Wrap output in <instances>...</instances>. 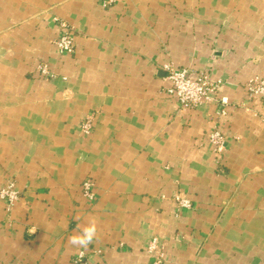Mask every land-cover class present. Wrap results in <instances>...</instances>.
<instances>
[{
    "label": "crops",
    "instance_id": "1",
    "mask_svg": "<svg viewBox=\"0 0 264 264\" xmlns=\"http://www.w3.org/2000/svg\"><path fill=\"white\" fill-rule=\"evenodd\" d=\"M106 1L0 0V187L18 192L0 197V264H152V238L161 264H264V94L245 88L264 80V0ZM167 63L219 80L226 114L179 108Z\"/></svg>",
    "mask_w": 264,
    "mask_h": 264
},
{
    "label": "built area",
    "instance_id": "2",
    "mask_svg": "<svg viewBox=\"0 0 264 264\" xmlns=\"http://www.w3.org/2000/svg\"><path fill=\"white\" fill-rule=\"evenodd\" d=\"M113 0H107L110 3ZM58 28V34L55 38V45L58 53H71L74 48V38L71 27L61 19H55ZM36 71L43 77H54L46 62H38L35 66ZM164 78L168 81V86L165 88V93L175 99L179 108L186 109L197 105H201L209 100H215L219 105V113L226 114V107L229 102L225 96H216V92L220 88L221 82L213 80L206 69L199 70L195 76L191 77L192 72L187 67H175L170 63L164 64ZM248 95L264 94V80L254 78L245 83ZM92 127V117L86 116L81 124L82 133H90ZM208 141L212 146V150L217 158H220L225 149V136L219 127L212 128L208 132ZM81 190L84 196L93 201L96 198L94 192V182L91 178H86L81 183ZM0 197L6 202V209H10L13 202L18 197V192L14 188V183L9 180L5 185L0 187ZM176 206L178 209L190 208L191 202L189 199L175 196ZM157 240L152 238L148 244V251L154 254L152 264H161L162 255L156 251ZM79 264H88L84 260H79Z\"/></svg>",
    "mask_w": 264,
    "mask_h": 264
},
{
    "label": "clouds",
    "instance_id": "3",
    "mask_svg": "<svg viewBox=\"0 0 264 264\" xmlns=\"http://www.w3.org/2000/svg\"><path fill=\"white\" fill-rule=\"evenodd\" d=\"M95 234V227L87 228L84 230L83 236H76L73 235L70 237V242L73 244H80L83 246H87L89 243H91L93 236Z\"/></svg>",
    "mask_w": 264,
    "mask_h": 264
}]
</instances>
